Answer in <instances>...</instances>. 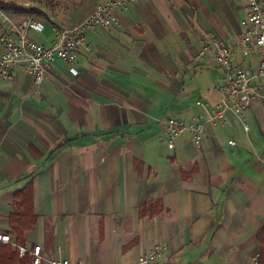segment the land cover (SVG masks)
<instances>
[{
    "label": "crops",
    "instance_id": "1",
    "mask_svg": "<svg viewBox=\"0 0 264 264\" xmlns=\"http://www.w3.org/2000/svg\"><path fill=\"white\" fill-rule=\"evenodd\" d=\"M105 1L0 0L15 19L43 21L28 35L46 46L53 28ZM246 11L247 0L129 1L117 9L119 26L87 33L77 75L56 59L40 94L21 66L0 77V233L73 264H128L156 242L169 246L153 264L258 261L264 96L243 120L227 112L222 124L205 121L196 103L215 105L224 74L210 53L199 56L202 39L235 43ZM254 62L238 52L234 60ZM170 116H202L200 146L184 132L168 148ZM18 213L34 218L22 237L11 222Z\"/></svg>",
    "mask_w": 264,
    "mask_h": 264
},
{
    "label": "built area",
    "instance_id": "2",
    "mask_svg": "<svg viewBox=\"0 0 264 264\" xmlns=\"http://www.w3.org/2000/svg\"><path fill=\"white\" fill-rule=\"evenodd\" d=\"M129 1L133 0H107L96 4L81 21L71 27L53 28L54 37L48 46L28 35L30 30L43 31V21L32 16L15 19L0 7V77L13 79L14 68L21 66L32 77L33 92L40 94L42 83L51 73L56 59L66 63L71 75H77L79 71L75 67V60L78 50L81 47L91 49V43L86 39L87 33L98 28L119 26L121 22L117 9L124 7ZM240 25L243 29L235 43H226L214 36L201 41L199 56L210 53L216 65L224 71L222 82L218 86L220 97L215 105L208 109L200 100L196 102L205 110V121L222 124L227 112H232L243 120L242 112L254 99L264 96V88L258 85L264 79V4L259 0H247V11L240 20ZM237 52L241 57L249 59V62L254 57V64H235ZM201 118L202 116H195L186 122L181 117H167L163 122V135L168 148L172 149L176 138L184 132L190 134L194 145L200 146L204 134V122ZM243 126L247 130V125ZM227 142L231 145L236 143L232 138ZM0 244L12 246L20 257L27 256L31 264H73L69 260L47 259L43 255L41 244H19L8 233H0ZM168 246V243L156 242L135 262L128 264H153ZM77 264L84 263L79 261ZM250 264L259 263L253 260Z\"/></svg>",
    "mask_w": 264,
    "mask_h": 264
},
{
    "label": "trees",
    "instance_id": "3",
    "mask_svg": "<svg viewBox=\"0 0 264 264\" xmlns=\"http://www.w3.org/2000/svg\"><path fill=\"white\" fill-rule=\"evenodd\" d=\"M0 7L6 9L8 5L0 2ZM13 8H17L15 6H9ZM31 221V225L28 223L25 225L26 222ZM34 218L30 220V217H26L24 214H13L11 217V222L15 225L14 231L17 233L18 237H22L25 235L24 226H31L33 225ZM257 241L260 244L261 250L258 256V263L264 264V226H262L257 232ZM21 242V241H19ZM0 264H31V260L26 257H20L18 253L12 251L9 245L0 244Z\"/></svg>",
    "mask_w": 264,
    "mask_h": 264
},
{
    "label": "rangeland",
    "instance_id": "4",
    "mask_svg": "<svg viewBox=\"0 0 264 264\" xmlns=\"http://www.w3.org/2000/svg\"><path fill=\"white\" fill-rule=\"evenodd\" d=\"M27 17V16H26ZM24 18V17H23ZM21 19V18H20ZM30 36L32 37V38H34L35 40H38L37 39V37H38V34L36 33V32H30ZM10 246V245H9ZM10 249L12 250V251H16V250H14V248L12 247V246H10Z\"/></svg>",
    "mask_w": 264,
    "mask_h": 264
}]
</instances>
